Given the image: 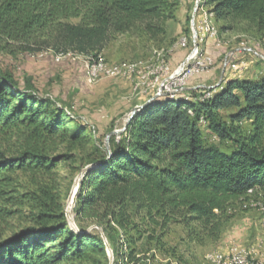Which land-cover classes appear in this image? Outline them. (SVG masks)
Returning a JSON list of instances; mask_svg holds the SVG:
<instances>
[{
  "label": "trees",
  "instance_id": "1",
  "mask_svg": "<svg viewBox=\"0 0 264 264\" xmlns=\"http://www.w3.org/2000/svg\"><path fill=\"white\" fill-rule=\"evenodd\" d=\"M195 2L0 0V50L98 55L120 35L158 39L177 11ZM202 3L220 31L242 26L264 33V0ZM87 127L58 100L41 95L29 76L19 80L0 69V134L18 142L12 154L0 147V197L15 191L17 204L31 212L27 228L0 242V264H110L103 234L112 264H141L159 253L172 257L164 240L171 227L182 226L198 245L218 241L237 208L264 195V74L227 77L211 98H204V89L158 97L135 113L111 137L110 149L89 160L74 230L47 180L70 157L54 153L64 144H82ZM22 174L44 181L34 187L37 181L25 183Z\"/></svg>",
  "mask_w": 264,
  "mask_h": 264
},
{
  "label": "rangeland",
  "instance_id": "2",
  "mask_svg": "<svg viewBox=\"0 0 264 264\" xmlns=\"http://www.w3.org/2000/svg\"><path fill=\"white\" fill-rule=\"evenodd\" d=\"M196 1V0H195ZM195 3H190L180 8L176 19L169 20L166 24V33L156 40H148L138 34L120 35L113 39L105 48L102 55L111 63L136 62L140 66L152 64L159 66L162 57L170 64L171 72L174 71L191 51L192 45L185 49H173L181 36L190 38ZM219 27L222 24L218 23ZM221 48H216L212 41L204 45L205 50L215 57V67L210 73L201 74L190 79L186 86L190 94L203 90L204 86H213L220 82L223 75L225 56L232 50L242 47H254L264 55V33L254 30L245 31L239 26L232 30L220 31ZM26 54H12L0 50V69L11 72L17 79L29 76L32 83L41 95H48L58 100L69 112L72 118H77L87 124V139L75 148L61 145L55 154H69V158L61 159L56 168L50 174L47 181L53 183V187L59 192L65 206L66 217L70 226L77 230L75 218V206L77 196L84 173L90 167L89 160L96 154L102 153L107 148V136L111 134L118 137L123 131L132 110L146 103L156 96L159 85L169 80L170 74L159 71L157 75H150L149 86L140 85V89L134 90L138 83L137 75L128 78H101L97 82H90L84 72L82 60L67 58L57 60L52 52L44 51ZM162 53V56L160 55ZM237 62H244L243 70L234 72L227 70L224 77L259 78L264 74V60L259 56L246 51H239ZM158 77V80L156 79ZM157 80V81H156ZM193 86H203L193 88ZM185 92V91H183ZM158 98V96H157ZM232 112V111H231ZM228 118L230 111L222 113ZM244 130L250 128L249 123L243 124ZM105 145L102 146V143ZM18 142L13 135L0 134V147L12 154ZM228 148L230 143L220 144ZM18 146V144H17ZM106 146V147H105ZM59 152V153H58ZM92 167V166H91ZM15 182V173H14ZM22 174L20 180L33 186L44 181V178L32 177ZM35 180V181H34ZM32 188V187H31ZM13 196V197H9ZM9 197V199H8ZM15 191L5 197H0V242L15 236L30 224V210L27 206L20 207L15 200ZM235 218L229 223L220 240L198 245L190 242L187 233L182 226L174 225L165 236L167 248L174 254H158L155 259L145 258L141 264H212L207 255L212 251H226L232 244L253 249L254 262H264V222L262 215L255 208L244 204L237 208ZM87 231L97 230L103 234L101 228L92 222H82ZM107 245V253L110 264L113 263V250L103 234ZM150 252L145 255L148 256Z\"/></svg>",
  "mask_w": 264,
  "mask_h": 264
},
{
  "label": "built area",
  "instance_id": "3",
  "mask_svg": "<svg viewBox=\"0 0 264 264\" xmlns=\"http://www.w3.org/2000/svg\"><path fill=\"white\" fill-rule=\"evenodd\" d=\"M203 0H196L194 7V15L192 20L191 36H181L173 49H185L192 45L191 51L185 56L182 63L171 72L170 64L162 57L159 66L154 67L152 64L140 66L136 62H119L111 63L102 55H85L76 52H60L56 54V59L74 58L82 60L84 72L90 82H97L101 78H128L132 79L137 75L139 77L134 90L140 89V85L149 86L150 75H157L159 71L170 74L169 80L159 85L156 95L158 97L170 96L171 98L183 93L191 87H187V82L195 76L210 73L215 67V57L209 54L204 45L208 41H212L216 48H221L223 43L220 39V29L216 22L214 12L203 5ZM239 51H246L259 56L264 60V55L259 53L254 47H242L238 50H232L225 56L223 75L220 82L213 86H193V88H204V98H211L217 87L225 82L227 77H224L227 70L231 69L234 72L243 70L244 62H237ZM44 53H40L43 56ZM162 56V53H160ZM158 80V77H156ZM156 80V81H157ZM201 123H205L201 119ZM246 204L255 208L262 215L264 222V195L260 194L258 198L250 199ZM254 250L241 247L237 244H232L226 251H212L207 255V259L212 264H264L262 260L254 262L252 259Z\"/></svg>",
  "mask_w": 264,
  "mask_h": 264
},
{
  "label": "water",
  "instance_id": "4",
  "mask_svg": "<svg viewBox=\"0 0 264 264\" xmlns=\"http://www.w3.org/2000/svg\"><path fill=\"white\" fill-rule=\"evenodd\" d=\"M157 98V95L156 96H153L151 99H149L146 103H144L143 105H140V106H137V107H135L133 110H132V112H131V114H130V117H129V119H128V122L131 120V118L135 115V113H137L138 111H140L142 108H144L148 103H150V102H152L153 100H155ZM124 129H125V127H124ZM118 131L117 130H115V131H113V132H111L108 136H107V142H106V144H107V148L108 149H110V145H109V142H108V139H109V137L111 136V134H114V133H117ZM97 164H99V163H97ZM96 164V165H97Z\"/></svg>",
  "mask_w": 264,
  "mask_h": 264
}]
</instances>
